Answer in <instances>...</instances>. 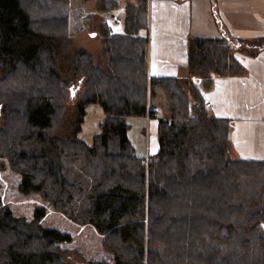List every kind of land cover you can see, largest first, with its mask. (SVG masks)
Instances as JSON below:
<instances>
[{
    "label": "trees",
    "instance_id": "obj_1",
    "mask_svg": "<svg viewBox=\"0 0 264 264\" xmlns=\"http://www.w3.org/2000/svg\"><path fill=\"white\" fill-rule=\"evenodd\" d=\"M147 5L124 4V32L101 17L93 52L72 47L65 17L37 23L21 0H0V264H68L72 249L84 264H264V159L231 155L229 119L191 78L243 74L235 52L264 36L246 51L226 30L190 35L184 76L149 75ZM91 103L104 116L88 144L78 133ZM138 115L158 116L154 154L128 137Z\"/></svg>",
    "mask_w": 264,
    "mask_h": 264
},
{
    "label": "crops",
    "instance_id": "obj_2",
    "mask_svg": "<svg viewBox=\"0 0 264 264\" xmlns=\"http://www.w3.org/2000/svg\"><path fill=\"white\" fill-rule=\"evenodd\" d=\"M213 9L220 24L215 20ZM147 14L149 75L184 76L186 38L190 35L220 37L226 30L232 36L243 39L264 36V0H148ZM108 18L106 21L109 23ZM140 34L145 35L143 30ZM235 56L245 68L243 74L214 76L207 87L202 86L199 77L193 76V80L200 89L203 101L210 102L207 110L214 116L229 119L231 155L262 160L264 47L253 54L236 51ZM139 117L144 130H150L146 151L140 155L154 154L158 142L151 134V128L156 135L157 121L148 115Z\"/></svg>",
    "mask_w": 264,
    "mask_h": 264
},
{
    "label": "rangeland",
    "instance_id": "obj_3",
    "mask_svg": "<svg viewBox=\"0 0 264 264\" xmlns=\"http://www.w3.org/2000/svg\"><path fill=\"white\" fill-rule=\"evenodd\" d=\"M26 9L31 13L35 22L41 23L47 21L51 17H65L67 20L66 33L67 38L70 40L73 48L76 46H84L90 51H99L102 46L101 43V25L100 20L103 17L105 20L115 13L121 20L125 14L124 4L128 1L134 0H118L119 5L114 11L97 10L96 3L98 0H21ZM109 19V18H108ZM117 31V28L114 29ZM121 32V31H117ZM124 32V31H123ZM145 36L147 37V28L143 29ZM100 33V34H99ZM187 40V38H186ZM260 41H253V39H245L241 41L243 48L246 51H253ZM147 51H148V38H147ZM77 87H73L72 90H68L66 99L64 100L68 110H72L75 100L78 96ZM104 114L101 106L98 103H91L86 107V113L81 124V129L78 135L88 144L92 143L93 135L99 130V122L102 120ZM1 117V116H0ZM152 118V117H151ZM155 122L158 116L152 118ZM141 117L129 116L127 121L129 123L128 137L135 148V151L139 154H143L146 151V139L150 134V130L145 128L143 122H140ZM2 119L0 118V125ZM143 127V130H142ZM153 132V133H152ZM147 133V134H146ZM151 134L155 137V141L158 142L155 131L151 128ZM8 159L0 158V167L7 165ZM3 203H5L3 201ZM237 245V244H236ZM236 245H228L226 252L234 251ZM241 249V245L237 247ZM234 256L235 252H230L228 255ZM63 260L68 264H84L85 257L77 249H72L62 254Z\"/></svg>",
    "mask_w": 264,
    "mask_h": 264
},
{
    "label": "built area",
    "instance_id": "obj_4",
    "mask_svg": "<svg viewBox=\"0 0 264 264\" xmlns=\"http://www.w3.org/2000/svg\"><path fill=\"white\" fill-rule=\"evenodd\" d=\"M109 23H108V28L110 31H113V32H116L114 31V29L117 28V31H121L122 32V20L116 16L115 13H112L110 16H109ZM193 79V76L191 77ZM205 106H209L210 105V102L209 101H205L204 102Z\"/></svg>",
    "mask_w": 264,
    "mask_h": 264
}]
</instances>
